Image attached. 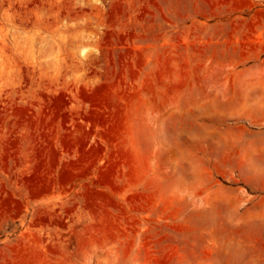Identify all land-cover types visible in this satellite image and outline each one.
<instances>
[{
    "label": "rangeland",
    "instance_id": "374dc122",
    "mask_svg": "<svg viewBox=\"0 0 264 264\" xmlns=\"http://www.w3.org/2000/svg\"><path fill=\"white\" fill-rule=\"evenodd\" d=\"M0 264H264V0H0Z\"/></svg>",
    "mask_w": 264,
    "mask_h": 264
}]
</instances>
